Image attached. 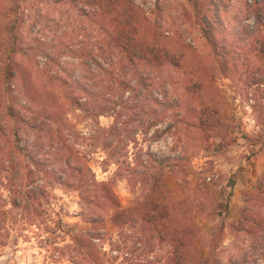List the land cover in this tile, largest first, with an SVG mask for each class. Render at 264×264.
<instances>
[{
  "label": "rangeland",
  "instance_id": "1",
  "mask_svg": "<svg viewBox=\"0 0 264 264\" xmlns=\"http://www.w3.org/2000/svg\"><path fill=\"white\" fill-rule=\"evenodd\" d=\"M33 1L23 0V7ZM133 1L145 11L149 35L156 33L155 40L162 47L159 58L164 66L158 71L164 79L150 83L147 89L154 90V96L162 101L164 94H168L169 101L175 105L169 114L160 112L164 121L156 127H151L155 116L148 106L136 108L137 101L128 85L131 68L125 60L116 59L110 74L100 79L105 85L109 80L116 83L112 90L122 95L121 104L115 100L101 116L98 113L101 108H107V101L93 99L84 109L72 106L68 94L75 84L69 80L66 86L57 78L67 77L62 69L72 70L78 79L85 73L81 59L85 50L93 51L106 66L112 56L100 55L101 46L109 40L106 22L87 18L80 7L71 3L41 4V12L26 11L24 24L15 38L5 30L8 21L3 16L0 19V60L5 62L2 66L11 64L15 58L14 43L23 47L17 60L23 61L41 90L54 92L55 104L61 112L58 123L53 120L54 129H49V134L68 140L74 162L91 168L92 174L86 172L90 180L109 184L122 207L138 208L137 214L142 215L149 210V202L163 200L175 215L176 227L193 232L187 259L209 256L212 262L221 264L233 261L264 264V55L255 52L252 43H241L240 49H232L238 41L233 34L229 36V47L217 55L196 23L191 0ZM227 9L230 16L245 18V26L254 25L253 18H246L250 14L246 0H231ZM234 26H230L232 32ZM41 43L49 44L47 51L41 50ZM134 50L142 59L147 54V49L139 46H134ZM61 51L66 54L61 65L50 63L46 53ZM8 57L11 59L7 60ZM95 68L102 74L99 67ZM134 84L135 81L131 85ZM6 88L0 84L3 96L0 122L11 128L15 125V129L19 126V145L34 142L36 138L27 135L20 127L22 123L6 114L7 107H13L23 117L32 116L43 102L34 105L33 111H27L17 92L7 94ZM115 118L119 119L120 127L137 138V145L133 143L128 149L132 167L136 165L133 159L139 156L147 160L149 151L160 158L178 156L182 160L145 174L137 172L144 170L140 165L135 167L136 172L127 165L119 166L111 160L105 144ZM170 124L173 129L161 140L150 141L157 130H165ZM15 139L11 137V141ZM54 151L48 144L39 156L54 161ZM122 152H126L124 147ZM17 172L18 165L11 167L10 173H1L4 183L1 185L0 179V221L6 210L12 212L1 231L0 242L4 245H0V264H73L58 256L57 251L69 240L66 233L88 227L81 217L84 202L80 191L62 186L50 188L51 198L45 205L47 215L39 222L32 221L26 213L4 202L9 195L8 180L12 186L20 180ZM143 205L147 210L139 209ZM111 232L115 235L110 234L102 244L110 256L115 254L119 260L108 264H121L129 250L124 249L123 238L116 236L118 231ZM147 236L153 237L149 233ZM133 242L132 239L129 243L131 251L127 255L136 261L142 244L134 246ZM161 246L159 243L156 256L165 263L167 251H172L173 246Z\"/></svg>",
  "mask_w": 264,
  "mask_h": 264
},
{
  "label": "trees",
  "instance_id": "2",
  "mask_svg": "<svg viewBox=\"0 0 264 264\" xmlns=\"http://www.w3.org/2000/svg\"><path fill=\"white\" fill-rule=\"evenodd\" d=\"M191 2L196 14V23L200 27L203 37L217 55L220 50L229 47V36L232 34L238 37L237 44L232 45V49L234 47L240 49L241 43L248 45L252 43L253 46L255 45V52L264 55V0H246L247 11L250 13L249 16L246 15V18L254 19V25L250 27L244 25L245 18H239L240 15L230 16L227 8L231 0H191ZM66 3L80 7V12L82 11L87 18L97 22L99 19L106 22L105 27L110 29L107 31L109 40L101 46L100 55L109 54L112 56L111 61L106 66L98 60V56L93 54V51L85 50L81 54L85 73L78 79L74 78L72 70L62 69L63 72L67 73V77L58 76L57 78L65 85L69 80L75 84L72 86L71 93L68 94L72 106L76 109H84L93 99L107 101V108H101L98 113V116H101L110 109L107 105L110 107V104L115 100L117 101L116 104H121L123 102L122 95L112 90L116 83L109 80L105 85L100 79L102 76L110 74V68L117 63L116 59L117 61L125 60L131 68L132 75L128 85L134 93L132 98L137 101L136 108L143 105L148 106L151 114L155 116L151 122V127L158 126L161 121H164L160 112L169 114L168 111L175 105L169 101L168 94H164L165 100L162 101L154 96V90L147 89L150 83L164 79L163 73L158 71L164 66L159 58L162 47L160 48L159 42L155 40L156 33H152L150 37L149 31L151 32V30L146 25V13L133 0H34L25 8L23 7V0H0V19L5 16L8 21L5 30L10 33L11 37L15 38L17 37L16 33L24 24L26 11L41 12V4L62 5ZM231 25H236L233 32L230 29ZM127 43L130 46L126 45ZM134 46H139L143 50L147 49V54L143 59L137 56ZM48 47V43H41V50L47 51ZM22 49L23 47L16 46L14 43L16 56L13 57L11 64H6L3 67L5 62L0 60V84L6 85L7 94L14 95L17 92L24 100L23 108L27 111H33L34 105L39 102H43L44 105L39 106L38 110H34L32 116L24 117L21 112L16 113L13 107H7L6 114L13 121L21 122L20 127L27 131V135L36 138L34 142H27L23 146L19 145L18 139L21 137L19 126H16L15 129V125L11 128V126L0 122V179H3L1 177L3 171L10 173V168L16 165H18L17 175H20L18 177L20 180L15 182L13 186L10 185L11 180L7 182L6 187L9 195L4 199L6 205L21 210L26 213L29 219L39 222L40 218L47 215L45 205L49 203L51 198L50 188L62 186L79 190L84 202L81 217L88 224V227L66 233L69 240L57 251L58 256L67 258L73 264H108L111 261L119 260L115 254L110 256L102 244L110 234L115 235L114 232H111L113 229L119 233L116 236L123 238L126 246L124 249L129 250L128 253L131 251L129 243L132 239L135 240L134 246L135 244H142L139 246L142 252L137 258L138 261H132L127 255L128 253H125L121 264H221L216 261L212 262V258L209 256H196L194 259H187L190 246L193 243L191 241L193 240V232L183 228L179 230L176 227L175 215L171 214L168 205L163 200L158 198L149 202V210H147V204L146 206L143 205L139 209H146L147 212L140 215L137 214L138 208L122 207L120 200L109 184L90 180L86 172L92 174L91 168L88 165L74 162L73 150L68 144V140L56 139L54 135L49 134V129H54L53 120L57 122L61 112L55 104L54 92L41 90L32 73L24 68L23 61L17 60L18 55L23 51ZM118 50L120 51L118 52ZM65 55L63 51L58 52V54L57 52L46 53L49 62L58 66L61 65L60 61ZM10 59L11 57H8L7 60ZM96 66L100 68L102 74H98L99 70L95 68ZM133 81L135 84L132 86ZM79 91L82 92V95L77 94ZM142 92L143 94H141ZM2 97L0 93V100ZM138 113L137 111L136 114ZM172 129L173 125L170 124L165 130H157L151 136L150 141L161 140ZM12 136L16 137L15 141H11ZM133 143L137 145V138L120 127L119 119L115 118L105 144L111 160H115L119 166L127 165L129 170L136 172L137 168L135 167L140 165L144 170L137 172L145 174L153 168L160 170L169 168L176 161L182 160L178 156L160 158L149 151L146 153L147 160H143L142 156H139L133 159L136 165L132 167L128 149ZM48 144L55 149L54 161L39 156ZM123 147L126 149L125 153L122 152ZM154 174L155 172L151 175ZM3 183L2 180L1 185ZM229 210L227 204L225 211L228 212ZM11 212L12 210L4 212L5 216L0 221L2 223L0 236H2L1 231L5 227L3 223H6ZM147 233L152 234V239L147 236ZM159 243H162V248L173 246L172 251H167L168 256L165 263L156 256ZM0 245L4 244L0 242ZM121 248L118 246V249ZM118 249L114 250L119 251ZM229 264L242 263L233 261Z\"/></svg>",
  "mask_w": 264,
  "mask_h": 264
}]
</instances>
